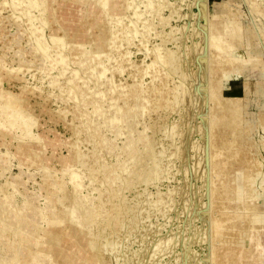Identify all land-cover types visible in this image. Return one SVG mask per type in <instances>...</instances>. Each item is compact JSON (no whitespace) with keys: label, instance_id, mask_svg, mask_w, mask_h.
Returning a JSON list of instances; mask_svg holds the SVG:
<instances>
[{"label":"rangeland","instance_id":"obj_1","mask_svg":"<svg viewBox=\"0 0 264 264\" xmlns=\"http://www.w3.org/2000/svg\"><path fill=\"white\" fill-rule=\"evenodd\" d=\"M249 1L0 0V264H264Z\"/></svg>","mask_w":264,"mask_h":264},{"label":"bare ground","instance_id":"obj_2","mask_svg":"<svg viewBox=\"0 0 264 264\" xmlns=\"http://www.w3.org/2000/svg\"><path fill=\"white\" fill-rule=\"evenodd\" d=\"M9 1H10V0H9ZM245 1H246V0H244V2H245ZM248 1H249V0H248ZM7 2H8V0H7ZM29 2H30V1H29ZM31 2H33V1H31ZM227 2H228V1H227ZM260 2H262V1H260ZM33 3H34V2H33ZM198 3H199V2H198ZM228 3H229V2H228ZM249 3H251V2L249 1ZM253 3L256 4L255 1L252 2V5H253ZM258 3H259V2H258ZM3 4H4V3H3ZM7 4H8V3H7ZM10 4H11V3H10ZM259 4H261V3H259ZM259 4H258V5H259ZM202 5H203V4H202ZM243 5H244V4H243ZM250 5H251V4H250ZM250 5H249V6H250ZM258 5H257V8H258ZM260 6H261V5H260ZM201 7H202V6H201ZM205 7H206V4H205ZM251 7H252V6H251ZM202 8H203V7H202ZM202 8H201V12H202V10L204 9V8H203V9H202ZM227 8H228V7L226 6V9H227ZM229 8H230V7H229ZM248 8H249V7H248ZM254 8H255V7H254ZM199 9H200V8H199ZM232 9H233V8H232ZM255 9H256V8H255ZM249 10H251V8H250ZM249 10H248V12H250ZM256 10L258 11V9H256ZM199 11H200V10H199ZM204 11H205V9H204ZM204 11H203V16H204ZM237 11H238V9L236 10V12H237ZM253 11H254V10H253ZM259 11L261 12V10H259ZM201 12H200V14H202ZM205 12H206V11H205ZM228 12H229V10H228ZM232 12H234V11H232ZM234 13H235V12H234ZM234 13H233V16H235ZM251 13H252V12H251ZM258 13H259V12H258ZM219 14H220V13H219ZM224 14H225V13H224ZM228 14L230 15V17L232 16V15L230 14V12H229ZM252 14H253V13H252ZM259 14L261 15V13H259ZM262 14H263V13H262ZM215 15L218 17V14H215ZM221 15H222V14H221ZM249 15H250V14H249ZM249 15H248V16H249ZM200 16H201V15H200ZM205 16H206V15H205ZM213 16H214V15H213ZM252 16H253V15H252ZM209 17H211V15H210ZM219 17L221 18V16H219ZM224 17H225V20H226V17H228V16H226V14H225ZM240 17H241V16H240ZM263 17H264V16H263ZM214 18H216V17H214ZM222 18H223V15H222ZM222 18H221V19H222ZM231 18L233 19V17H231ZM251 18H252V20H254L253 17H251ZM204 19H207V18H204ZM234 19H235V18H234ZM256 19H257V18H256ZM256 19H255V20H256ZM262 19H264V18H262ZM229 21H230V20H229ZM231 21H232V20H231ZM257 21H258V19L256 20V22H257ZM225 22H226V21H225ZM235 22L237 23V21H234V24H235ZM252 22H253V21H252ZM252 22H251V23H252ZM256 22H255V24H257ZM258 22H260V21H258ZM261 22H262V21H261ZM261 22H260V23H261ZM229 23H230V22H228V24H229ZM230 24H231V23H230ZM230 24H229V25H230ZM238 24H239V23H238ZM238 24H237V25H238ZM252 24L254 25V23H252ZM208 25H209V24H208ZM235 25H236V24H235ZM205 26H206V24H205ZM232 27H234L233 24H232ZM237 27H239V26H236L235 28L237 29ZM202 28H203V27H202ZM228 28H229V31H228V32H231L230 29H233V28H230V27H228ZM240 28H241V25H240ZM256 28H258V25H257ZM256 28H255V29H256ZM259 28H260L261 30H260ZM259 28H258L259 30H258V29H257V30H258V31H261V34L264 35V33H262V31L264 30V23H262V25L259 26ZM204 29L206 30V28H203V31H204ZM236 29H235V30H236ZM238 29H239V28H238ZM238 29H237V32H238V31L240 32V30H238ZM257 30H256V31H257ZM208 31H209V30L207 29V32H208ZM224 31H225V30H224ZM256 31H255V32H256ZM205 32H206V31H205ZM205 32H204V33H205ZM228 32H227L226 34H228ZM237 32H235L234 34H236ZM223 33H225V32H223ZM231 33H232V32H231ZM242 33H243V32H240V35H241ZM206 34H209V33H206ZM226 34H223V35H226ZM232 34H233V33H232ZM234 34H233V35H234ZM255 34H256V33H255ZM258 34H259V32H258ZM261 34H259V35H261ZM201 35H202V34H201ZM213 35H214V34H213ZM238 35H239V34H237V36H238ZM240 35H239V36H240ZM215 36H216V35H215ZM215 36H212V35L210 36L211 41L213 40L212 38L215 37ZM217 36H218V35H217ZM217 36H216V37H217ZM229 36H231V35L229 34ZM229 36H228V37H229ZM256 36H257V35H256ZM261 36H262V35H261ZM223 37H224V36H223ZM223 37H222V38H223ZM232 37H233V36H232ZM235 37H236V35H235ZM217 38H218V37H217ZM217 38H216V39H217ZM220 38H221V37H220ZM225 38H226V37H225ZM229 38H230V37H229ZM258 38H260V37H258ZM204 39H205V38H204ZM204 39H202V40H204ZM206 39L208 40L209 37L206 38ZM214 39H215V38H214ZM218 39H219V38H218ZM242 39H243V37H242ZM261 39H264V38L261 37ZM219 40H220V39H219ZM223 40H224V38H223ZM233 40H235V39L233 38ZM233 40L231 39V41L233 42V44H235V42H234ZM240 40H241V39H240ZM243 40H244V39H243ZM204 41H205V40H204ZM204 41H203V42H204ZM211 41H210V39H209L208 42H211ZM215 41H217V40H215ZM225 41L228 42V40H225ZM241 41H242V40H241ZM259 41H260V39H259ZM205 42H207V41H205ZM217 42H218V41H217ZM261 42L264 43V41H261ZM212 43H214V44H213V45L211 44V46H212V47L215 46V47H214V49H215L216 46H218V45L221 44V43L223 44L224 42H222V40H220V41L218 42V45L216 44V42H213V41H212ZM225 43H226V42H225ZM233 44L230 43L229 45H230V46H233ZM203 45H204V43H203ZM205 45H206V44H205ZM208 45H210V43H209ZM220 46H221V45H220ZM241 46H242V45H241ZM194 47H195V46H194ZM194 47H193V48H194ZM197 47H198V46H197ZM206 47L209 48V46H206ZM225 47H227V46L225 45ZM233 47H235V46H233ZM193 48H192V49H193ZM227 48H228V47H227ZM194 49H195V48H194ZM201 49H202V46L200 47V49L198 48V50H201ZM204 49H205V48H204ZM204 49H202L201 51L203 52ZM206 49H207V48H206ZM210 49H211V48H210ZM214 49H213V51H214ZM261 49H263V47H261ZM196 50H197V49H195V51H196ZM198 50H197V51H198ZM226 50H227V49H226ZM195 51H194V52H195ZM206 52H209V51H206ZM246 52H247V51H246ZM210 53H211V55L213 54L211 51H210ZM210 53H209V54H210ZM247 53H248V52H247ZM258 53H259V52H258ZM258 53H257V54H258ZM202 54H203V53H202ZM207 54H208V53H207ZM209 54H208V56H209ZM245 54H246V53H245ZM199 55H200V54H199ZM245 56H246V55H245ZM247 56H248V55H247ZM202 58H205V56H202ZM207 58H208V57H207ZM208 59H209V58H208ZM210 59H211V58H210ZM210 59H209V61H211ZM202 60H203V59H202ZM203 61H204V60H203ZM207 61H208V60L206 59L205 63H206ZM231 61H232V60H230V62H231ZM203 64H204V63H203ZM209 64H210V63H209ZM206 65H207V64H206ZM206 65H205V66H206ZM209 66H210V65H208V68H207V69L211 68V66H210V67H209ZM224 66H225V65H224ZM224 66H223V67H224ZM237 67H238V66H237ZM239 67H240V66H239ZM227 68H229V67L227 66ZM203 69H204V68H203ZM224 69H226V68L224 67ZM234 69H236V68H234ZM236 70H237V69H236ZM239 70H240V68L238 69V71H239ZM204 71H205V70H203V72H204ZM207 71H209V70H207ZM205 72H206V71H205ZM206 73H207V72H206ZM205 75H206V74H205ZM220 76H221V74H220ZM224 76H225V75H224ZM221 77H222V76H221ZM219 78H220V77H219ZM215 79H217V78H215ZM220 80H221V79H220ZM216 81H219V79H217ZM206 83H208V82H206ZM209 84H211V83H209ZM207 86H208V84H207ZM211 86H212V85H211ZM211 86H210V87H211ZM215 87H216V86H215ZM220 87H221V86H220ZM207 88H209V87H207ZM211 89L213 90V88H210V90H211ZM215 89H218V88H215ZM217 91H218V90H217ZM209 92H210V91H209ZM211 94H213V92H211ZM210 97H211V96H210ZM211 99H212V98H211ZM7 102H8V101H7ZM221 107H222V106H221ZM236 107H237V106H236ZM227 108H228V107H227ZM235 109H237V108H234V110H235ZM228 111H229V109H228ZM228 111H227V113H228ZM231 111H232V110H231ZM236 112H237V111H236ZM220 113L222 114V112H220ZM223 113H224V111H223ZM230 113H231V112H230ZM221 114H220V115H221ZM234 114L238 115V113H234ZM234 114H232V115H234ZM220 115H219V116H220ZM225 115H226V114H225ZM227 115H228V114H227ZM229 115H230V114H229ZM234 116H235V115H234ZM234 116H233V118H235ZM260 116H261V115H260ZM225 117H226V116H225ZM238 118H239V117H238ZM240 118H241V117H240ZM221 119H222V118L218 119L219 124L223 122V120H221ZM223 119H224V118H223ZM226 119H227V118H226ZM232 120L234 121V119H232ZM216 121H217V120H216ZM230 121H231V119H230ZM237 121H238V120H237ZM231 122H232V121H231ZM231 122H230V123H231ZM212 123H214V122L212 121ZM230 123H229V124H230ZM263 123H264V122H263ZM226 124H228V123H226ZM231 124H232V123H231ZM235 124H236V123H235ZM213 125H214V124H211V126H213ZM216 125L218 126V124H215V127H216ZM247 125H248V124H247ZM230 126H231V125H230ZM245 126H246V125H245ZM213 127H214V126H213ZM219 127H220V126H219ZM231 127H232V126H231ZM217 128H218V127H217ZM247 128H248V126H247ZM241 129H242V128H241ZM241 129H240V130H241ZM223 130H224V129H223ZM240 130H239V131H240ZM246 130H247V129H246ZM219 131H221V129H220ZM224 131H225V130H224ZM224 131H223V132H224ZM241 131H243V130H241ZM241 131H240V132H241ZM217 132H218V131H217ZM225 132H226V131H225ZM246 132H247V131H246ZM221 133H222V132H221ZM218 135H220V133H219ZM243 135H244V133H243ZM222 137H223V136H222ZM245 137H246V136H245ZM223 138H224V137H223ZM225 138H226V137H225ZM237 138H238V137H236V139H237ZM246 138H248V137H246ZM221 140H222V139H221ZM235 142H236V141H235ZM235 142H234V143H235ZM225 143H227V142H225ZM220 144H223V143L221 142ZM235 144H236V143H235ZM226 145H227V144H226ZM0 158H1V157H0ZM1 159H2V158H1ZM215 160H216V159H215ZM227 162H228V161H227ZM225 166H226V165H225ZM220 167H221V166H220ZM252 176H253V175H252ZM256 179H257V178H256ZM249 180H250V179H249ZM234 189H235V188H234ZM235 205H236V203H235ZM235 205H234V206H235ZM251 213H252V212H251ZM255 213H256V211H255ZM249 215H250V214H249ZM255 215H256V214H255ZM259 215H260V214H259ZM256 216H257V215H256ZM263 217H264V216H263ZM249 218H250V217H249ZM255 218H256V217H255ZM257 218H258V217H257ZM257 218L254 220V223H255V222H257V223L260 222V223H261L262 221L259 220V218H261V217H259L258 219H257ZM262 219H264V218H262ZM257 220H258V221H257ZM249 221H251V220H249ZM254 223H253V224H254ZM260 223H259V224H260ZM259 224H257V225L259 226ZM12 225H13V228H15L16 230H20L21 227L23 226V222H22L21 219H16V221L13 222ZM248 225H249V224H248ZM260 225H261V224H260ZM262 225H263V222H262ZM1 229H2V228H1ZM216 229H217V227H216ZM248 229H249V228H248ZM256 229H257V228H256ZM249 230H250V229H249ZM251 230H252V229H251ZM261 230H262V229H261ZM262 231H264V230H262ZM53 232H54V231H53ZM75 232H76V231H75ZM255 232H256V231H255ZM257 232H258V231H257ZM248 233H249V232H248ZM253 233H254V232H253ZM57 237H60V236H57L56 233H54L53 235L49 236L48 238H51V239L53 240L54 244H56V243H58V239H57ZM252 237H253V236H252ZM248 238H249V236H248ZM227 240H228V238H227ZM225 241H226V240H225ZM53 242H52V243H53ZM247 242H248V241H247ZM223 243H224V242H223ZM247 244H248V243H247ZM250 245H251V244H250ZM97 252H98V250H96V251L93 250V254H94V255L97 254Z\"/></svg>","mask_w":264,"mask_h":264}]
</instances>
